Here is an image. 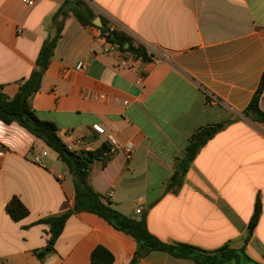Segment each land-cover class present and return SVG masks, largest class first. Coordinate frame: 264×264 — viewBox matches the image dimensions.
Wrapping results in <instances>:
<instances>
[{
	"label": "crops",
	"instance_id": "0c3cea01",
	"mask_svg": "<svg viewBox=\"0 0 264 264\" xmlns=\"http://www.w3.org/2000/svg\"><path fill=\"white\" fill-rule=\"evenodd\" d=\"M63 1L0 0V87L9 97L35 68ZM86 1L152 59L119 50L99 26L71 14L31 99L34 110L72 150L79 136L90 150L114 142L109 160L92 164L91 184L123 214L145 213L161 240L208 251L245 246L264 264V121L244 114L264 72V0ZM80 61L85 66L76 69ZM259 106L264 111V90ZM224 121L178 190L167 191L192 134ZM45 150L44 165L35 163ZM14 197L29 210L20 220L7 211ZM258 197L262 212L250 229ZM74 201V177L58 153L19 123L0 120V264H92L99 245L114 255L112 264H130L135 238L86 211L69 217L54 249L38 256L51 238L40 220ZM138 264L197 263L152 251Z\"/></svg>",
	"mask_w": 264,
	"mask_h": 264
},
{
	"label": "trees",
	"instance_id": "16d2710c",
	"mask_svg": "<svg viewBox=\"0 0 264 264\" xmlns=\"http://www.w3.org/2000/svg\"><path fill=\"white\" fill-rule=\"evenodd\" d=\"M74 14L83 25H95L97 16H101L103 25L99 27L102 35L119 50L131 52L135 57L144 61H150L152 54L146 47L135 43L134 38L123 30H118L110 25V21L104 15L98 13L86 0H64L59 9L52 16L53 32L44 41L38 54L35 68L30 76L20 84L15 96L9 97L0 87V120L5 123L17 122L45 143L53 148L64 162L65 168L73 175L75 183V201L72 208L60 214L43 218L40 222L50 225L51 238L45 249L37 251L40 258L54 249V245L62 234L69 217L79 212H92L105 220L113 227L135 238L138 247L130 264H138L140 259L152 251H163L178 258L194 260L197 264H263L251 257L246 247L233 248L224 245L216 250L208 251L189 243H168L153 234L148 227L146 214L140 217H131L116 209L112 202L107 200L91 184L92 164L98 160L106 163L110 155V147L104 144L96 150L76 151L72 150L59 135L58 126L49 120L42 119L34 110L31 99L41 88L43 76L49 67L57 44L62 36L66 19ZM107 30H110L107 33ZM115 35L112 38V35ZM128 44V46H126ZM264 90V72L260 84L253 95L244 114L257 121H264V111L259 106L260 98ZM228 122L205 124L199 127L191 136L186 147L185 154L180 160L167 185V191H177L182 185L183 179L199 151L221 131ZM7 211L15 220L26 217L28 208L18 197H14L7 204ZM262 203L257 198L254 213L249 227L253 229L261 216ZM92 264H112L114 255L104 246H97L91 254Z\"/></svg>",
	"mask_w": 264,
	"mask_h": 264
},
{
	"label": "built area",
	"instance_id": "2783aa9c",
	"mask_svg": "<svg viewBox=\"0 0 264 264\" xmlns=\"http://www.w3.org/2000/svg\"><path fill=\"white\" fill-rule=\"evenodd\" d=\"M38 0H24V2L28 5H34L37 3ZM111 48V46H110ZM84 62L80 61L78 64H77V67L76 69H83L84 68ZM67 72V70L65 71V73ZM211 103L213 102H216L217 100L212 98L211 100ZM94 129L95 131L97 132H104V128L102 126H100L99 124H95L94 125ZM71 133H74L76 132L75 129L69 131ZM114 143V142H113ZM111 144L109 145L110 147V151L108 152V154L111 156V154H113L114 150H115V145L114 144ZM73 146L76 147V151H88L90 150V147L84 143V141L82 140V138L79 136L77 137L76 139H74L73 141ZM125 152L127 153L128 156H131L133 151H134V144L133 143H128L125 147ZM47 154V151H43L42 153H39V154H35L34 157H33V161L39 165H44L43 161H42V155H46ZM142 209H138L137 210V213H141Z\"/></svg>",
	"mask_w": 264,
	"mask_h": 264
},
{
	"label": "water",
	"instance_id": "95a60500",
	"mask_svg": "<svg viewBox=\"0 0 264 264\" xmlns=\"http://www.w3.org/2000/svg\"><path fill=\"white\" fill-rule=\"evenodd\" d=\"M93 23H94L95 25L101 27V26L103 25V22H102L101 16H97V17L94 19ZM109 32H110V30H107V33H109ZM114 37H115V35L113 34V35H112V38H114ZM126 46H128V44H127Z\"/></svg>",
	"mask_w": 264,
	"mask_h": 264
}]
</instances>
